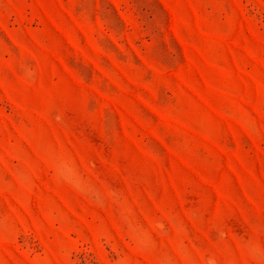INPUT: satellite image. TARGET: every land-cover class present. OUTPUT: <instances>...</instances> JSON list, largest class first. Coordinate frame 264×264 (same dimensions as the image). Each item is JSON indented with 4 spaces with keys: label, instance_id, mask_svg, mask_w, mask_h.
Instances as JSON below:
<instances>
[{
    "label": "rangeland",
    "instance_id": "374dc122",
    "mask_svg": "<svg viewBox=\"0 0 264 264\" xmlns=\"http://www.w3.org/2000/svg\"><path fill=\"white\" fill-rule=\"evenodd\" d=\"M0 264H264V0H0Z\"/></svg>",
    "mask_w": 264,
    "mask_h": 264
}]
</instances>
